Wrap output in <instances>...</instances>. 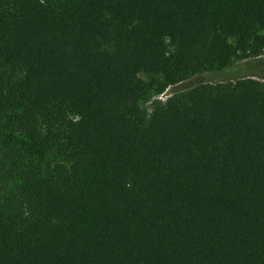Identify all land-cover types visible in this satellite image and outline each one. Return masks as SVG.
<instances>
[{
    "label": "trees",
    "instance_id": "1",
    "mask_svg": "<svg viewBox=\"0 0 264 264\" xmlns=\"http://www.w3.org/2000/svg\"><path fill=\"white\" fill-rule=\"evenodd\" d=\"M263 54L264 0H0V264H264V63L139 105Z\"/></svg>",
    "mask_w": 264,
    "mask_h": 264
},
{
    "label": "rangeland",
    "instance_id": "2",
    "mask_svg": "<svg viewBox=\"0 0 264 264\" xmlns=\"http://www.w3.org/2000/svg\"><path fill=\"white\" fill-rule=\"evenodd\" d=\"M45 3L55 4L58 0H41ZM264 63V54L258 58H250V59H236L233 64L230 66L228 72H225V75L222 72H203L201 74L195 75L188 80L177 84L175 86L169 87L164 93L157 95L151 94L146 99L142 100L139 105L141 110L149 115L152 109L156 105L165 104L169 99L174 97L175 95L184 93L196 86L211 84L213 85L214 80H227V82H235L239 79V77L243 76L247 72H252L256 66ZM141 80H147L145 75H139ZM255 80L262 81L261 79L257 78L256 76L252 77ZM221 82V81H220ZM223 83V81H222Z\"/></svg>",
    "mask_w": 264,
    "mask_h": 264
}]
</instances>
